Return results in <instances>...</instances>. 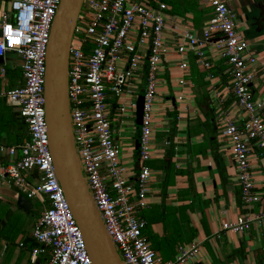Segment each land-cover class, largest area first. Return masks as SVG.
<instances>
[{
    "label": "built area",
    "instance_id": "obj_1",
    "mask_svg": "<svg viewBox=\"0 0 264 264\" xmlns=\"http://www.w3.org/2000/svg\"><path fill=\"white\" fill-rule=\"evenodd\" d=\"M61 0H0V58L15 53L20 59L22 85L0 92L17 117L26 125L27 139L17 146H0L8 162L0 164V175L8 177L26 198L45 204L32 226L31 238L38 244L30 250V262L47 256L44 264H92L80 230L67 205L52 163L44 109L46 51L50 28ZM210 9L201 37L183 30L169 47L164 37L166 4L162 0H83L68 50L67 98L74 148L80 171L104 230L124 264H187L199 245H179L173 261L161 263L145 240L146 221L137 217L146 208L152 156L153 106L157 77L169 48L179 56L193 51L197 63L209 68L203 47L210 45L226 60L229 89L235 106L244 113L242 122L225 113L221 136L228 140L240 200L244 207L256 203L250 158L254 149L264 158L262 105L252 99L250 84L256 63L249 44L235 29V14L227 0H197ZM219 35L218 37H215ZM13 40L18 43H13ZM183 60L179 68L186 69ZM5 74V69H0ZM144 80L139 124V165L135 180L118 160L107 99H115L114 116L135 109L123 99L129 85ZM218 96V93L216 94ZM180 99V97H179ZM222 116V117H220ZM35 171L38 184L23 174ZM264 221V210L222 224V230L245 233L252 223ZM218 236V235H217ZM22 246V244H20Z\"/></svg>",
    "mask_w": 264,
    "mask_h": 264
},
{
    "label": "crops",
    "instance_id": "obj_2",
    "mask_svg": "<svg viewBox=\"0 0 264 264\" xmlns=\"http://www.w3.org/2000/svg\"><path fill=\"white\" fill-rule=\"evenodd\" d=\"M162 1L166 4L163 32L169 47L178 41L183 30L201 37L202 27L211 17L208 7L197 0ZM227 2L235 14L236 31L246 39L256 58L250 68L254 73L250 89L252 99L262 105L260 114L264 118V0ZM4 9L5 6L0 5V12ZM202 49L208 56L209 68L201 67L190 50L182 57L169 48L164 57L153 106L152 156L147 162L151 170L147 205L136 215L146 221L143 235L161 263L173 261L179 245L196 242L198 252L187 264H264V221L260 225L252 223L245 233L223 231L221 227L225 222L252 217L264 210V158L259 157L258 149H254L250 158L251 174L253 189L260 194V199L244 207L229 142L221 136L222 121L217 117L225 113L242 122L244 113L236 108L231 95L227 62L212 46ZM10 54L16 56L17 61L10 59ZM183 60L187 67L181 70L179 65ZM1 68L5 69V74H0V92L22 85L20 59L15 53H7L2 58ZM10 73H15L17 79L9 86L6 77ZM144 86V80H141L139 84L132 83L125 88L123 99L135 103V109L127 110L120 117L114 116L115 99L110 95L107 99L112 106L109 118L118 160L126 168L131 182L139 168L137 105ZM0 99L11 112L5 121L0 107V146L20 145L27 135L22 142H16L5 134L6 129L13 130L12 118L17 116L15 109L4 98ZM6 162L4 152L0 153V164ZM23 176L31 185L38 184L35 171L25 172ZM20 195L31 203L33 198H26L8 177L0 175V207L8 206V212L0 214V257H4L8 250L1 237H4L12 207L27 214L32 211V207L27 209L18 204ZM34 198L40 204V216L45 204ZM26 239L38 246L31 236ZM25 240L19 241L20 249L27 247ZM15 255L11 254L10 260L2 264H16L18 257ZM46 258L39 256L35 264H44ZM21 264H26V260Z\"/></svg>",
    "mask_w": 264,
    "mask_h": 264
},
{
    "label": "water",
    "instance_id": "obj_3",
    "mask_svg": "<svg viewBox=\"0 0 264 264\" xmlns=\"http://www.w3.org/2000/svg\"><path fill=\"white\" fill-rule=\"evenodd\" d=\"M82 1L61 0L50 28L44 82L48 147L57 180L80 230L91 263L124 264L105 232L101 217L93 204L80 171L71 133L67 98L68 50ZM1 60L2 58L0 62ZM140 99L137 105L139 119L143 97ZM20 198L18 204L29 209L30 201L22 195Z\"/></svg>",
    "mask_w": 264,
    "mask_h": 264
},
{
    "label": "rangeland",
    "instance_id": "obj_4",
    "mask_svg": "<svg viewBox=\"0 0 264 264\" xmlns=\"http://www.w3.org/2000/svg\"><path fill=\"white\" fill-rule=\"evenodd\" d=\"M9 58L17 61V58L14 55L10 54ZM15 79H17V75L15 73H10L6 77V80L9 82V86L15 84ZM0 107L2 109L1 115L2 117L4 116L5 121H7L11 112L10 108L4 105L3 99H0ZM5 131V134L8 137H13L16 142H22V140L26 137V126L22 123L21 119L13 122L12 131H10V129H6ZM31 207L32 211L29 214L16 209V207H12L11 214L8 216V224L4 230V237H1L6 241L8 250L6 255L4 254V257H0V264L6 263L10 260L11 254H16L15 257H18L16 264H21L24 259L26 260V264H32L30 262V251H26L27 247L21 249L18 247L19 241L22 242L30 236L32 226L39 217L41 207L35 198L31 200ZM5 212H8L7 204L0 207V214Z\"/></svg>",
    "mask_w": 264,
    "mask_h": 264
},
{
    "label": "trees",
    "instance_id": "obj_5",
    "mask_svg": "<svg viewBox=\"0 0 264 264\" xmlns=\"http://www.w3.org/2000/svg\"><path fill=\"white\" fill-rule=\"evenodd\" d=\"M165 2H166V0H164ZM226 61V60H225ZM17 120H20V119H17V117H13L12 118V121L13 122H15V121H17ZM2 120H0V122H1ZM25 125V124H24ZM26 126V125H25ZM25 244H27V247H28V249H29V251L33 248V247H35V243L32 241V240H30V239H26L25 240Z\"/></svg>",
    "mask_w": 264,
    "mask_h": 264
},
{
    "label": "snow or ice",
    "instance_id": "obj_6",
    "mask_svg": "<svg viewBox=\"0 0 264 264\" xmlns=\"http://www.w3.org/2000/svg\"><path fill=\"white\" fill-rule=\"evenodd\" d=\"M13 43H18V41H16V40H13Z\"/></svg>",
    "mask_w": 264,
    "mask_h": 264
}]
</instances>
